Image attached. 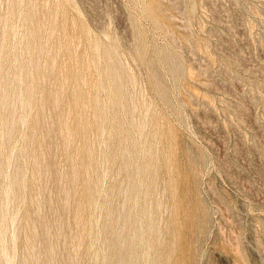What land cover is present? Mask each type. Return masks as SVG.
<instances>
[{
    "label": "rangeland",
    "instance_id": "1",
    "mask_svg": "<svg viewBox=\"0 0 264 264\" xmlns=\"http://www.w3.org/2000/svg\"><path fill=\"white\" fill-rule=\"evenodd\" d=\"M0 264H264V0H0Z\"/></svg>",
    "mask_w": 264,
    "mask_h": 264
},
{
    "label": "bare ground",
    "instance_id": "2",
    "mask_svg": "<svg viewBox=\"0 0 264 264\" xmlns=\"http://www.w3.org/2000/svg\"><path fill=\"white\" fill-rule=\"evenodd\" d=\"M10 158H11V157H10ZM23 161H24V160H23ZM6 201H7V200H6ZM6 210H7V209H6ZM10 221H11V219H10ZM12 240H13V239H12ZM5 245H6V244H5ZM12 248H13V246H12ZM5 253H6V252H5ZM5 253H4V254H5ZM2 255H3V254H2ZM5 257H6V256H5ZM7 259H8V258H7ZM14 259H15V258H14Z\"/></svg>",
    "mask_w": 264,
    "mask_h": 264
}]
</instances>
